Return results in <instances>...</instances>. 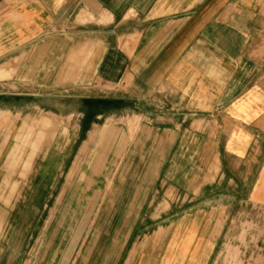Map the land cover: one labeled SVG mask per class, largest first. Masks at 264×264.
<instances>
[{
	"label": "crops",
	"instance_id": "obj_1",
	"mask_svg": "<svg viewBox=\"0 0 264 264\" xmlns=\"http://www.w3.org/2000/svg\"><path fill=\"white\" fill-rule=\"evenodd\" d=\"M263 23L264 0H0V80L35 71L41 84L172 98L133 115L132 125H93L67 159L51 160L47 167L65 169L52 180L60 187L46 212L40 201L51 175L36 173L0 250L3 264L35 225L48 235L39 244L37 235L33 264H205L203 208L195 222L180 223L176 241V225L159 226L162 245L141 238L140 216L171 214L172 176L188 184L193 153L199 184L227 178L264 204V75L253 79L251 63L262 48H253V24ZM12 151L0 144L6 167Z\"/></svg>",
	"mask_w": 264,
	"mask_h": 264
},
{
	"label": "rangeland",
	"instance_id": "obj_2",
	"mask_svg": "<svg viewBox=\"0 0 264 264\" xmlns=\"http://www.w3.org/2000/svg\"><path fill=\"white\" fill-rule=\"evenodd\" d=\"M259 25L253 24L252 28L253 48L254 44L262 43L261 50H253L251 54L253 79L264 75V23ZM17 61L14 59L13 63ZM11 74V80H0V109L11 111L10 117V112L0 111V144L6 142V154L9 147H13L12 165L6 167L3 156L0 160V210L5 213L0 217V250L9 240L16 212L37 174L51 175L44 189L46 197L40 201V209L46 212V208L52 206V193H56L60 187L52 180L65 168L60 166V169L56 167L52 170V167L46 166L51 164V160L67 159L70 149L93 125L107 120H122L126 125H132L133 115L144 116L155 112V108H158L156 104L164 108L172 99L169 95L155 97L148 89L141 88L139 92L134 87L105 91L96 88L72 89L52 85L51 79L41 84L43 82L36 78L35 71H25L22 77L15 70ZM155 98H159L160 103ZM53 142L61 147L58 154L52 149ZM31 148H34L33 151ZM199 162H196L195 153L188 158L187 185L182 183L180 186L181 177L173 174V181L177 179V184L168 192L172 196L171 214L154 219L151 215L140 216L139 235L141 238L154 235L162 245L166 234L162 230L156 231L159 226L172 223L176 225L172 232V239L176 241L180 223L195 222V210L203 208L204 213L198 216V224L205 222L206 225L203 233L205 241L208 240L203 252L205 264L207 261L209 264H264V204L249 201L244 197L241 185L227 178L220 182L199 184L197 173L202 168ZM197 187L200 189L195 193ZM161 196L162 192L157 193V198ZM48 201L51 202L49 205ZM186 212L195 214L186 215ZM39 228L35 225L29 230L21 247L19 240L14 248L12 264H20L23 260L25 263L27 258L28 264H33L41 248V244L39 249L37 245L45 234L48 235V230ZM166 231H170V228L167 227ZM159 253L163 254L162 246L157 249L156 254ZM174 255L178 253L173 250ZM0 264H3L2 257Z\"/></svg>",
	"mask_w": 264,
	"mask_h": 264
}]
</instances>
